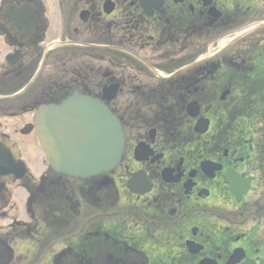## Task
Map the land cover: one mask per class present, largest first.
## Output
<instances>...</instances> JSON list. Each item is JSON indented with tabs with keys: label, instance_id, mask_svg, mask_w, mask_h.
Instances as JSON below:
<instances>
[{
	"label": "flooded vegetation",
	"instance_id": "flooded-vegetation-1",
	"mask_svg": "<svg viewBox=\"0 0 264 264\" xmlns=\"http://www.w3.org/2000/svg\"><path fill=\"white\" fill-rule=\"evenodd\" d=\"M49 3L0 0V137L30 160L33 113L79 94L120 119L125 151L86 182L14 180L0 264H264V0Z\"/></svg>",
	"mask_w": 264,
	"mask_h": 264
},
{
	"label": "water",
	"instance_id": "water-1",
	"mask_svg": "<svg viewBox=\"0 0 264 264\" xmlns=\"http://www.w3.org/2000/svg\"><path fill=\"white\" fill-rule=\"evenodd\" d=\"M35 120L41 148L56 173L94 177L121 160L124 135L118 119L90 99L74 97L59 107H42ZM11 175L19 177L15 167L2 163L0 191Z\"/></svg>",
	"mask_w": 264,
	"mask_h": 264
},
{
	"label": "rangeland",
	"instance_id": "rangeland-1",
	"mask_svg": "<svg viewBox=\"0 0 264 264\" xmlns=\"http://www.w3.org/2000/svg\"><path fill=\"white\" fill-rule=\"evenodd\" d=\"M49 1H50L49 4L52 7H54V4H51V3H53V0L52 1L49 0ZM24 142H25V145L27 146V148L29 149V151L31 153V157H32L31 160L33 162H37V160H38L37 155H38L39 151H38L36 142L34 140H26V139H24ZM41 159L44 160V157H43L42 154H41ZM35 172L36 173H39V171H35ZM22 192L25 194V192L23 190H22ZM15 193L16 194L14 195V199H13V202H12L14 204V206L12 207V211H11L13 213L16 212V211H18L19 206H22L24 204V201L26 200V197H24V195H22L20 191L19 192L18 191L17 192L15 191ZM40 261L42 262V258H40Z\"/></svg>",
	"mask_w": 264,
	"mask_h": 264
}]
</instances>
